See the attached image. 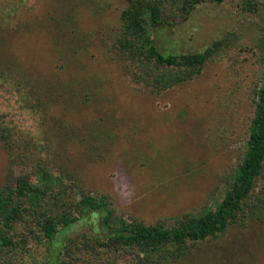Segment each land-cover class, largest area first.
Segmentation results:
<instances>
[{"label": "rangeland", "instance_id": "obj_1", "mask_svg": "<svg viewBox=\"0 0 264 264\" xmlns=\"http://www.w3.org/2000/svg\"><path fill=\"white\" fill-rule=\"evenodd\" d=\"M257 1L264 14V0ZM120 5L117 0H38L20 12L23 25L9 38L8 49L36 85L47 80L67 83L71 73L86 82L77 94L89 100L69 108L66 118L82 129L89 123L92 135L71 133L65 140V165L88 191L106 194L117 214L137 216L145 224L164 218L170 225L174 217L205 204L212 207L213 199L222 195L224 185L217 177L232 169L250 116V107L241 100L242 87L254 79L252 43L260 17L242 10L237 0H204L185 19L158 25L156 43L163 51H198L227 30L238 33L248 49L240 53L237 69L226 54L208 61L198 77L149 93L122 76L105 56V41ZM68 35L76 40L70 63ZM0 121L23 131L37 149L47 147L33 117L1 85ZM4 169L0 148V184ZM21 170L14 167L15 173ZM93 222L74 224L57 243L91 231ZM42 251L40 246L33 252L36 260L45 255ZM28 260L22 264H31ZM178 264H264V223L230 227L198 242Z\"/></svg>", "mask_w": 264, "mask_h": 264}, {"label": "trees", "instance_id": "obj_2", "mask_svg": "<svg viewBox=\"0 0 264 264\" xmlns=\"http://www.w3.org/2000/svg\"><path fill=\"white\" fill-rule=\"evenodd\" d=\"M37 1L0 0V85L16 95L19 108L33 117L47 145V149H37L23 131L0 121V148L5 152L0 184V264H22L25 259L31 264H178L198 242L230 227L264 223V14L259 13L257 0H237L242 10L258 14L261 22L252 43L254 79L242 87L241 100L250 107L243 144L235 150L232 169L217 177L224 187L212 207L205 204L174 217L170 225L164 218L145 224L137 216L115 213L106 194H91L65 165L69 159L65 140L74 131L91 134L89 123L82 129L66 118L69 108L89 100L77 94L86 82L71 73L67 83L47 80L36 85L23 75L8 49L9 38L23 25L20 12ZM117 1L121 5L105 41V56L122 76L149 93L198 77L208 61L226 54L233 68L240 67L239 55L248 48L233 30L198 51L178 53L157 47V26L185 19L204 0ZM74 38L68 35L65 40L71 51L67 63L75 58ZM14 167L23 170L15 173ZM92 219L91 231L57 243L71 226ZM40 246L45 255L36 260L33 252Z\"/></svg>", "mask_w": 264, "mask_h": 264}]
</instances>
